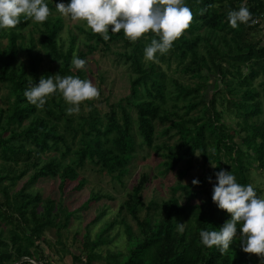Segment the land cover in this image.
<instances>
[{"label":"trees","instance_id":"1","mask_svg":"<svg viewBox=\"0 0 264 264\" xmlns=\"http://www.w3.org/2000/svg\"><path fill=\"white\" fill-rule=\"evenodd\" d=\"M60 2L70 0H47L51 15L44 22L22 15L14 28L0 29V264L24 258L49 264L43 246L51 250L56 245V252L69 254L72 264H264L261 256L244 252L239 239L222 253L217 246L203 245L200 237L201 229H219L230 218L212 199L216 173L227 169L247 185L252 170L264 169V0H184L193 12L190 27L155 60L144 53L159 38L151 31L136 41L123 30L110 31L111 39L105 41L87 26L79 29L88 42L84 49L75 50V35L64 48L58 43ZM242 5L252 19L233 28L227 14ZM114 46L119 52H111ZM75 51L86 60L97 52L112 53V62L128 71L129 94L107 105V111L95 106L96 98L84 101L76 115L67 114L69 105L60 92L49 96L42 108L30 103L24 92L41 77L86 78L87 66L76 69L72 63ZM210 84L214 91L209 94ZM223 101L237 119L235 125L222 122L218 106ZM144 149L163 158L156 165L160 174L182 163L178 175L184 177L199 158L204 172L200 184L178 183L168 200L144 202L151 177L141 172L117 216L107 219L94 239L85 232L79 242V231L73 232V241L80 245L70 250L64 239L72 221L107 195L93 191L79 209L69 211L64 186L75 182L73 191L83 190L87 171L122 185L131 162ZM46 179L59 181L58 200L34 189ZM209 182L212 190L206 188ZM103 215L102 209L92 222ZM178 222L186 223L183 232ZM116 226L124 234L125 252L108 250L102 256L97 250L119 236L112 235ZM51 230L53 242L45 237Z\"/></svg>","mask_w":264,"mask_h":264},{"label":"clouds","instance_id":"2","mask_svg":"<svg viewBox=\"0 0 264 264\" xmlns=\"http://www.w3.org/2000/svg\"><path fill=\"white\" fill-rule=\"evenodd\" d=\"M56 8L73 20L86 21L87 26L101 34L105 41L111 39L110 31L119 33L123 30L124 35L133 41L149 31L157 34L159 38L152 39L144 50L148 60L167 53L193 20V12L184 0H70L67 4H56ZM22 15L44 22L51 15V9L47 0H0V29L14 28ZM227 15L233 28L252 19V12L243 5L230 10ZM72 63L76 69H84L88 61L74 55ZM30 84L24 92L30 103L42 108L49 96L60 92L69 105L66 109L68 115L79 113L82 102L101 95L93 80L74 75H49ZM216 180L213 202L229 213L230 218L219 229H201V242L208 247L217 246L223 253L230 249L235 239H239L244 252L264 258V196H259L253 185L239 183L227 169L218 171ZM192 184L199 185V179H193ZM185 226L184 222L177 223L180 232Z\"/></svg>","mask_w":264,"mask_h":264},{"label":"rangeland","instance_id":"3","mask_svg":"<svg viewBox=\"0 0 264 264\" xmlns=\"http://www.w3.org/2000/svg\"><path fill=\"white\" fill-rule=\"evenodd\" d=\"M62 20V30L59 33V41L58 43L62 45L64 48L68 46L71 35L77 36V44H75V50H82L84 47L82 46L86 42L85 34L80 32L81 29H86V21L83 20H73L70 15H60ZM111 52H116L117 46L111 48ZM76 51L72 54L75 55ZM114 55L108 52L107 54H102L101 52L94 53L87 57V68H86V78L93 80V82L100 89L101 95L96 98L94 101L95 106L102 110L107 111V105L124 98L129 94L128 89V71H126L125 67L122 65H118L112 62L114 59ZM164 66V65H162ZM174 67V64L172 65ZM167 74H170L166 67H163ZM102 76L99 78V76ZM101 80V82H100ZM210 83H213V79H211ZM209 85L208 93H213V88ZM222 89V86L220 85ZM172 92V88H170ZM216 93V92H214ZM219 110H223L222 122L226 125H235L237 119L233 114H230L227 109L226 101L222 102V105L219 104ZM84 111L87 108L84 106ZM75 113L74 115H76ZM175 140H170V144ZM162 141V139H161ZM236 141L237 138H236ZM160 141L156 140V143ZM145 156V158H143ZM195 161L192 163L193 167L188 171V173L181 177L178 175V171L183 168L182 163L178 164L174 171L169 172L167 174H160L157 171L156 165L163 161V158H160L153 151L148 149L139 150L138 156L131 162L129 172L123 178V184L115 183L111 181V179L106 175H97L95 173L86 172V176L88 179V185L83 190H74V183H67L64 186L62 197L64 199V203L67 206L69 211H73L75 209H79V207L88 200L93 194L92 192H101L107 196L103 197L102 200L91 202L89 208L79 213V219H74L72 221V226L70 228V233L65 235L64 241L70 250L75 251L76 248L80 245L82 234L88 232L91 239H94L97 232L100 230V227L104 224L107 219H111L117 216L119 211V207L123 200L126 198V194L129 193L131 188L138 182L139 176L141 172H146L150 175V181L146 185V188L143 193L144 202L155 201L158 203H162L165 200H168L172 191L171 188L178 183L181 185L190 184L193 179H198L204 172L201 169V160L199 158L194 159ZM211 167L208 169L210 170ZM251 184L262 191L261 196H264V169L261 170H252L251 171ZM59 181L54 179H46L41 180L34 189L39 191L43 197H51L54 200H58L60 198L59 193ZM201 189L202 187L199 186ZM206 188L208 190H212V186L210 182L207 184ZM176 196L180 199V203L184 204V198L180 191L176 193ZM198 201H193V203H197ZM104 210V215L96 222H92L96 215ZM123 215H126L123 212ZM127 222L135 228L132 220L127 216ZM75 231H79L78 241H73L72 234ZM119 233V236L115 237L114 241L110 244L102 245L97 250L102 256L106 254V252H125V237L121 230L120 226H116L112 230V235ZM46 239L49 241L55 240L54 230H51L46 233ZM44 255L48 257L47 261L49 264H72V260L69 254H60L56 252V249L59 250V246H54L51 250L43 246ZM25 262V261H24ZM23 263V262H22ZM96 264H101L99 261ZM34 264V263H33Z\"/></svg>","mask_w":264,"mask_h":264},{"label":"water","instance_id":"4","mask_svg":"<svg viewBox=\"0 0 264 264\" xmlns=\"http://www.w3.org/2000/svg\"><path fill=\"white\" fill-rule=\"evenodd\" d=\"M24 261H30L31 263H34V264H41L39 262H34V261H31V260H28V259H25V258L24 259H21L18 263H15V264H21Z\"/></svg>","mask_w":264,"mask_h":264}]
</instances>
